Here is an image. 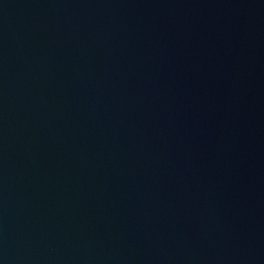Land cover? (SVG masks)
I'll list each match as a JSON object with an SVG mask.
<instances>
[{"label":"water","instance_id":"1","mask_svg":"<svg viewBox=\"0 0 264 264\" xmlns=\"http://www.w3.org/2000/svg\"><path fill=\"white\" fill-rule=\"evenodd\" d=\"M0 264H264V0H0Z\"/></svg>","mask_w":264,"mask_h":264}]
</instances>
